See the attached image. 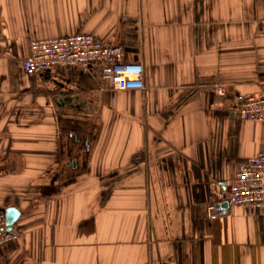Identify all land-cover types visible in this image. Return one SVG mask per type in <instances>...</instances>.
<instances>
[{
  "label": "crops",
  "instance_id": "0c3cea01",
  "mask_svg": "<svg viewBox=\"0 0 264 264\" xmlns=\"http://www.w3.org/2000/svg\"><path fill=\"white\" fill-rule=\"evenodd\" d=\"M79 34L144 88L24 73L32 40ZM263 91L264 0H0V213L20 214L0 264H264V212L216 209L264 152L237 101Z\"/></svg>",
  "mask_w": 264,
  "mask_h": 264
},
{
  "label": "built area",
  "instance_id": "2783aa9c",
  "mask_svg": "<svg viewBox=\"0 0 264 264\" xmlns=\"http://www.w3.org/2000/svg\"><path fill=\"white\" fill-rule=\"evenodd\" d=\"M125 51L120 45L102 42L89 34L32 40L29 53L21 61L28 77L43 75L54 69H74L86 72L91 66L100 69V78L116 91L142 90V65L125 62ZM219 97L225 96L223 86H215ZM243 120L264 124V91L254 96H238ZM72 136V135H70ZM228 206H240L264 212V152L247 158L240 166L234 182L226 193ZM207 216L215 218L213 207ZM15 231L6 227L5 215L0 213V249L17 241Z\"/></svg>",
  "mask_w": 264,
  "mask_h": 264
},
{
  "label": "water",
  "instance_id": "95a60500",
  "mask_svg": "<svg viewBox=\"0 0 264 264\" xmlns=\"http://www.w3.org/2000/svg\"><path fill=\"white\" fill-rule=\"evenodd\" d=\"M227 207H228V204L225 201L222 204L216 206V209L219 208L221 210H225V209H227ZM19 216H20L19 212L14 208H9L5 211L6 227L9 231L13 230V227H14L15 223L17 222Z\"/></svg>",
  "mask_w": 264,
  "mask_h": 264
}]
</instances>
